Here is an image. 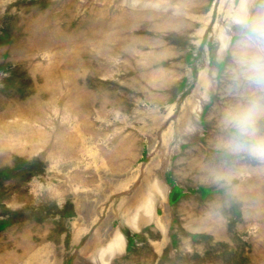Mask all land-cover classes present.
I'll return each instance as SVG.
<instances>
[{"label":"rangeland","instance_id":"rangeland-1","mask_svg":"<svg viewBox=\"0 0 264 264\" xmlns=\"http://www.w3.org/2000/svg\"><path fill=\"white\" fill-rule=\"evenodd\" d=\"M259 6L0 0V264H264V157L221 146Z\"/></svg>","mask_w":264,"mask_h":264},{"label":"clouds","instance_id":"clouds-1","mask_svg":"<svg viewBox=\"0 0 264 264\" xmlns=\"http://www.w3.org/2000/svg\"><path fill=\"white\" fill-rule=\"evenodd\" d=\"M233 22L240 28L234 53L237 74L255 91L246 102L225 111L222 126L234 132L221 146L264 157V136L259 135V122L264 119V0L255 13L245 8Z\"/></svg>","mask_w":264,"mask_h":264}]
</instances>
